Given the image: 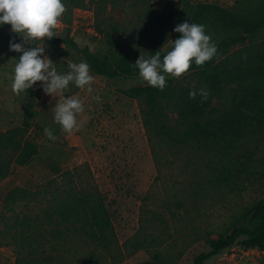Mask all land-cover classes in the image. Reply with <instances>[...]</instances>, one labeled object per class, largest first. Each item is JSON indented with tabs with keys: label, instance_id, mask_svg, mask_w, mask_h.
Segmentation results:
<instances>
[{
	"label": "rangeland",
	"instance_id": "rangeland-1",
	"mask_svg": "<svg viewBox=\"0 0 264 264\" xmlns=\"http://www.w3.org/2000/svg\"><path fill=\"white\" fill-rule=\"evenodd\" d=\"M241 1L170 0V11L165 10V0H110L100 10L96 3L82 8L66 4L54 37L28 41L27 46L44 47L53 67L65 72L69 63H88L84 50L104 52L107 39L97 29L107 31L115 25L113 37L119 45L132 48L138 60L141 54L148 57L155 50L166 54L171 49L172 40L181 35L174 32L175 26L189 21L181 16L183 9L201 3L233 9ZM168 15L172 22L166 26ZM206 34L222 58L245 57L247 50L264 47V29L228 49L220 44L225 39L231 42L229 38L238 33L210 29ZM67 39L76 47L66 45ZM10 42L23 41L10 24L0 26V132L24 124L27 90L16 94L11 87L21 53L10 51ZM90 71L95 77L92 93L75 85L64 93L81 99L85 107L77 117L80 127L72 134L54 121L60 97L46 94L40 82L32 88L40 94L29 135L40 153L30 165L11 163L8 175L0 177V264H17L19 258L34 256L52 264H193L199 253L211 250L209 241L247 222L254 205L264 200V179L250 174L254 163L249 162L246 172H234L229 181L218 182L221 167L214 154L207 155L196 145H169L147 133L140 102L124 94L132 87L149 85L139 75L108 78L91 66ZM176 81L201 85L192 72ZM96 95L102 97L100 102ZM214 103L222 106L228 101ZM46 127L53 130L55 140L45 135ZM256 138L244 141L236 152L241 161L252 151L256 158L264 156V130ZM71 188L77 195L98 191L105 198L116 235L110 249L88 244L75 232L58 233L50 214L66 201ZM156 254L162 263L153 259ZM206 264H264V252L236 245Z\"/></svg>",
	"mask_w": 264,
	"mask_h": 264
},
{
	"label": "trees",
	"instance_id": "trees-1",
	"mask_svg": "<svg viewBox=\"0 0 264 264\" xmlns=\"http://www.w3.org/2000/svg\"><path fill=\"white\" fill-rule=\"evenodd\" d=\"M109 1L63 0L65 5L73 8L96 3L99 10ZM165 2V10L170 11V0ZM181 16H186L189 22L203 24L205 31L238 33L229 38L231 42L225 39L220 44L228 49L235 44H244L248 37L264 29V0H242L233 9L201 3L183 9ZM178 19L181 20L180 16ZM171 20V15H168L164 20L165 25H171ZM117 30L115 25H109L107 31L99 27L97 32L104 40L107 39V48L104 52L90 53L86 49L83 53L98 75L108 78L139 75L133 49L119 45L113 37ZM65 41L66 45L76 47L71 39ZM142 42L143 39L139 38V43ZM164 54L161 52V57ZM188 72L197 76L200 86L183 85L167 74V86L163 90L148 85L124 91L130 99L140 102L147 133L169 145H196L205 154H214L221 167L218 182L229 181L234 172H246L249 168L246 163L249 162L254 163L250 167V174L264 179V156L256 158V151H252L243 155L246 161H241V157L236 155L244 141H252L264 130V47L247 50L245 57L229 55L222 58L216 54L203 66L193 63ZM201 88L207 89L206 99L199 94ZM192 91L197 92L194 99L189 95ZM39 94L38 90H27L24 124L0 132L1 178L8 175L11 163L24 167L39 156V145L29 135L31 123L37 115L36 97ZM222 98L228 103L222 106L214 103L215 99ZM4 156L7 157L5 162L2 160ZM66 193V201L54 207L50 214V219L58 224V233H61V229L75 232L88 244L110 249L116 235L105 198L98 191L77 195V191L71 188ZM236 245L264 252V200L254 205L245 224L209 241L211 250L199 253L193 259V264H206L213 256ZM153 259L162 263L160 254L154 255ZM17 264L52 263L45 257L34 256L19 258Z\"/></svg>",
	"mask_w": 264,
	"mask_h": 264
},
{
	"label": "clouds",
	"instance_id": "clouds-1",
	"mask_svg": "<svg viewBox=\"0 0 264 264\" xmlns=\"http://www.w3.org/2000/svg\"><path fill=\"white\" fill-rule=\"evenodd\" d=\"M66 11L63 0H0V26L11 25V31L18 34L23 42H10V51L21 53L14 66L12 90L19 94L33 88L37 82L43 91L60 99L54 107V121L62 130L72 134L78 130L80 124L78 115L85 110L84 102L76 96H65L70 85L84 89L88 93L94 91L92 85L95 80L86 61L69 63L67 71L61 72L53 67V61L44 55L45 48L31 46L28 41H43L44 38L54 37L53 29ZM174 32L181 34L174 41L172 47L161 57L157 51L148 57L141 54L135 63L139 77L152 87L163 90L166 86V76L180 78L187 73L194 63L203 66L217 54V45L206 34L203 24L189 22L177 24ZM199 94L207 98V89L201 88ZM195 98L196 91L189 93ZM94 99L100 102L102 97L96 95ZM50 140H55L53 130L44 129Z\"/></svg>",
	"mask_w": 264,
	"mask_h": 264
}]
</instances>
